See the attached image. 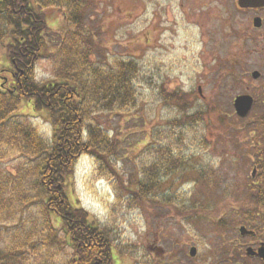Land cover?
<instances>
[{"label":"rangeland","instance_id":"obj_1","mask_svg":"<svg viewBox=\"0 0 264 264\" xmlns=\"http://www.w3.org/2000/svg\"><path fill=\"white\" fill-rule=\"evenodd\" d=\"M196 1L85 0L91 60L106 64L131 59L138 66L136 104L94 111V122L108 132L117 151L111 156L86 152L64 188L70 203L84 208L109 236L116 264H233L239 260L233 239L239 238L238 226L247 217L238 205L253 180L254 120L264 112V94L246 92L253 83L252 71L257 67L252 63L257 58H241L234 32L247 27L225 31L212 16L197 23ZM31 3L49 27L35 77L39 82L55 80L57 68L73 59L65 50L74 26L65 7ZM8 41L0 43V73L6 69L5 76L11 69ZM174 92L196 97L187 98V105L179 108L166 98ZM241 94L255 97L245 119L234 108L233 100ZM16 114L26 116L51 142L54 126L47 112L35 111L23 99ZM187 114L198 116L187 122ZM168 144L175 155L183 154L182 161L176 163L174 174H157L158 186L141 196L136 188L140 175L155 160L154 148ZM21 162L19 157L7 158L0 170L16 174ZM29 193L37 198L33 190ZM29 206L12 220H0V264H10L6 256L13 253L16 258L11 264H65L68 248L38 243L32 251L16 246V231L23 240L30 226L20 216L40 217L39 202ZM56 224L63 238L59 220ZM21 247L24 252L17 251ZM191 247L197 248L195 256L190 255Z\"/></svg>","mask_w":264,"mask_h":264},{"label":"trees","instance_id":"obj_2","mask_svg":"<svg viewBox=\"0 0 264 264\" xmlns=\"http://www.w3.org/2000/svg\"><path fill=\"white\" fill-rule=\"evenodd\" d=\"M37 3L67 9L74 30L69 34L71 44L65 54L73 59L57 68V79L37 81L35 65L45 49L47 19L31 0H0V43L9 40L5 48L11 66L10 75L2 74H6V69L0 73L6 77L0 79V167L7 158H22L16 174L0 170V220H12L16 214H24L30 204L39 202L40 217L20 216L30 226L23 240L16 231L19 243L16 246L23 245L32 251L39 247L38 243L68 248L70 255L65 264H116L109 236L84 208L70 203L64 188L77 161L86 152L111 156L117 151L108 132L94 122V111L99 108L116 111L136 104L138 66L131 59H114L106 64L91 60L85 0H37ZM195 97L192 93L174 92L166 98L183 108L187 98ZM23 99L30 101L35 111L49 114L54 126L51 142L44 140L26 116L16 114ZM197 116L187 114V122ZM154 150L155 160L140 175L136 188L141 196L151 194L158 186L157 174L161 172L165 177L174 174L176 163L183 159V154L175 155L169 144ZM24 165L28 167L23 168ZM30 190L37 198L30 195ZM55 216L65 233L63 238L59 236L61 230ZM17 251L24 252V247ZM6 257L11 264L16 255Z\"/></svg>","mask_w":264,"mask_h":264},{"label":"flooded vegetation","instance_id":"obj_3","mask_svg":"<svg viewBox=\"0 0 264 264\" xmlns=\"http://www.w3.org/2000/svg\"><path fill=\"white\" fill-rule=\"evenodd\" d=\"M195 4H199L193 7L200 13L195 16L199 24H203L201 19L206 21L212 16L225 31L247 27L246 31L234 32L241 58H257V63H252L257 67L252 71L253 83L246 86V92L264 94V0H197ZM254 121L253 180L247 185L246 196L241 198L243 204L238 205L241 210L245 209L247 220L238 226L239 238L233 239L234 256L239 259L233 264H264V112ZM241 229H245L244 233Z\"/></svg>","mask_w":264,"mask_h":264},{"label":"water","instance_id":"obj_4","mask_svg":"<svg viewBox=\"0 0 264 264\" xmlns=\"http://www.w3.org/2000/svg\"><path fill=\"white\" fill-rule=\"evenodd\" d=\"M253 97L251 95H239L235 98L234 100V106L236 109V112L238 115H240L241 117H245L249 111L252 108L253 105ZM243 230L245 229H241V233H244ZM197 248L196 247H191L190 248V255L191 256H195L197 253Z\"/></svg>","mask_w":264,"mask_h":264}]
</instances>
